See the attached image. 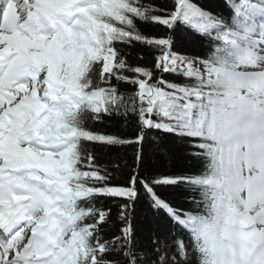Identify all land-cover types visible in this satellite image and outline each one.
I'll use <instances>...</instances> for the list:
<instances>
[{"label": "snow or ice", "instance_id": "obj_1", "mask_svg": "<svg viewBox=\"0 0 264 264\" xmlns=\"http://www.w3.org/2000/svg\"><path fill=\"white\" fill-rule=\"evenodd\" d=\"M0 264H264V0H0Z\"/></svg>", "mask_w": 264, "mask_h": 264}, {"label": "trees", "instance_id": "obj_2", "mask_svg": "<svg viewBox=\"0 0 264 264\" xmlns=\"http://www.w3.org/2000/svg\"><path fill=\"white\" fill-rule=\"evenodd\" d=\"M163 2V0H160ZM193 2L203 4L207 9L215 12H219L223 0H193ZM145 32H152L151 26H144ZM193 51H198V48H193ZM132 63H142L140 61L131 60ZM100 130L110 133H117L125 138H131L134 132V128L131 122L124 120H109L105 121ZM137 149L131 146L120 149L116 153L104 154L101 153V159H119L121 163L127 162L132 164ZM144 151V168L171 170L179 168L185 165V161L181 159L180 152L177 146L170 141H158L153 134H150L143 147ZM169 199L174 203L182 200V197L177 193L169 194ZM134 223L140 234L144 238V242H147L148 235L151 231L159 229L162 233H166L168 226L163 218L153 217L144 208L137 206L134 213Z\"/></svg>", "mask_w": 264, "mask_h": 264}]
</instances>
